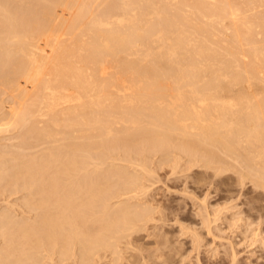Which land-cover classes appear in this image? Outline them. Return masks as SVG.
Masks as SVG:
<instances>
[{
	"label": "bare ground",
	"instance_id": "1",
	"mask_svg": "<svg viewBox=\"0 0 264 264\" xmlns=\"http://www.w3.org/2000/svg\"><path fill=\"white\" fill-rule=\"evenodd\" d=\"M89 1L0 0V84L10 99L5 104L1 95L0 131L21 128L25 148L12 142L16 152H1L8 144L0 146V193L26 190L21 211H35L0 212L1 263L40 264L46 251L53 264H122L124 258L135 264L134 232L154 228L153 219L159 224L143 202L148 184L137 170L155 153L173 158L174 147L196 165L233 156L264 190V8L256 11L264 0H101L96 7ZM59 4L73 13L70 21L54 23V13L65 11ZM158 250L147 254L153 260Z\"/></svg>",
	"mask_w": 264,
	"mask_h": 264
},
{
	"label": "rangeland",
	"instance_id": "2",
	"mask_svg": "<svg viewBox=\"0 0 264 264\" xmlns=\"http://www.w3.org/2000/svg\"><path fill=\"white\" fill-rule=\"evenodd\" d=\"M68 1V0H67ZM91 1V2H90ZM89 1V3H92V1L93 0H90ZM96 2H97V4L98 3H100L101 2V0H94L93 1V7H96L97 5H95L96 4ZM232 2H233V4H232ZM235 2H234V0L233 1H231V4L232 5H235L234 4ZM91 4V5H92ZM89 5V4H88ZM95 5V6H94ZM64 6V7H63ZM59 7H61V9H65V11L63 12ZM65 7H67L66 5H60L59 4V6H57V9H59V10H61L58 14H56V13H54L55 15H59L60 13H61V15H59L58 16V18H59V20H58V18H57V16L55 17V15H54V23H60V21L62 22V21H70L72 18H73V13L71 12V11H69V12H71V13H68V11L67 10H69V8L67 7V8H65ZM89 7L91 8V6L89 5ZM92 7V8H93ZM261 8H264V7H258V8H256V11H258V10H260ZM56 11V12H57ZM65 13V14H64ZM65 15H66V17H65ZM63 18H62V17ZM68 16V17H67ZM66 18H69L68 20L66 19ZM57 19V20H56ZM62 19V20H61ZM239 19H240V17H239ZM238 19V20H239ZM57 21V22H56ZM227 21V20H226ZM229 22H230V20H229ZM228 21L226 22V23H229ZM230 30V29H229ZM228 29H226V32H229V33H226V35H229L230 33H231V30L229 31ZM63 33V32H62ZM65 34L66 33H64V34H62L61 35V33L59 34V35H61V37L63 36V38H67V34H66V36H65ZM259 34V33H258ZM52 35V34H51ZM259 38H260V35L258 36ZM257 37V38H258ZM261 37H262V35H261ZM260 40V39H259ZM3 86L5 87V85H1L0 84V98H2V96L1 95H3V97H4V99L2 100V101H6V102H4L5 104L7 103L8 104V101L7 100H9L10 101V99L8 98V96H7V94L6 93H8L7 91L9 90L8 89V87L6 86L5 88L6 89H4L3 88ZM2 89H3V91H2ZM7 90V91H6ZM5 94V95H4ZM6 98V99H5ZM8 98V99H7ZM5 126H3V128H4ZM7 127V126H6ZM13 129H15V127H13V126H11ZM20 128V127H19ZM9 129H11L10 127H7L6 129H5V131L4 132H2L3 130H1L0 131V133L2 132V133H4V136L2 137L1 136V134H0V136L2 137L1 138V142H0V144H2V145H0V146H4L3 145V142H5L6 144H8V145H5V149H2L1 150V152H3V151H15L16 152V150H17V146H14V145H19L22 149H24L25 150V148H23L22 147V145H23V142H21L20 140H22V138L23 137H21V139H19L20 138V136H21V128H20V130H18V127H16V129L15 130H13L12 129V131H10ZM7 130H9V131H7ZM18 131H20V134L18 133ZM18 134V135H15V137H14V134ZM5 134H6V136H5ZM23 134V133H22ZM3 135V134H2ZM7 135H13V136H10V137H8ZM11 137H13V139H11ZM11 140H10V139ZM7 140V141H6ZM15 140H17V142L15 141ZM15 143L14 145L13 144H11V143ZM4 143V144H5ZM10 144L11 145H13L14 147H8V146H10ZM7 146V147H6ZM20 147H18V148H20ZM0 148H2V147H0ZM7 148V149H6ZM20 150L19 149V151H23V150ZM173 149V150H172ZM171 149V152H173V153H171L170 154V156H172L173 158H167V159H164V157L163 156H161L162 155V153H160V152H158V153H155V154H153V155H151V156H153V157H151L150 159H149V157L147 158L148 159V161L149 162H146V166L147 167H149V165H150V167H149V169H151L150 171H149V169L146 167V166H144L143 168L144 169H146V170H144L143 168H142V165L141 166H139L138 167V172L140 173H144L143 175H145V177H144V179L143 180H146L145 182H146V184H148V189H147V196H145L144 197V199H143V202H144V204H145V202H147V205L148 206H150V208L149 209H152L153 208V210H152V214H153V216H155V213L157 214L156 215V217H155V219L157 218L158 220H159V224H158V222H157V220L156 221H153L152 220V223L154 222V223H157L156 224V226H154V228L156 227L157 229H154V228H151V229H153V230H151L150 228L148 229L147 228V230H145V229H143L144 230V232H143V230H140L138 233H137V231H136V234H135V232H134V234L133 235H135V236H133V237H135L134 238V240H133V243L135 242L136 244H138V245H136L135 246V243L133 244V249H132V251L135 253L136 251V254L138 255V257H136V259L135 260H137V258H139L136 262L138 263V264H157L158 262H161V263H158V264H162L163 263V261L164 260H161V259H159V258H162V259H165V258H168V259H166L165 261H164V263L163 264H169V262H170V264H230V263H232L233 262V260H231V257H235V261H234V263H232V264H264V238H263V236H264V206H263V204H264V198H262V196L264 195V190H262L261 191V188H259V186L256 188V187H254V186H256V185H254V180H253V178L251 177V178H249L250 176H246V177H248V179L245 177V175H244V173L247 171L246 169H245V172H244V168L245 167H243L242 166V164H241V166H242V168H243V170H241L242 168H240L241 166L240 165H238V164H240V163H238V162H235L236 160H235V158H233V156H232V158L234 159H232L231 158V156H227V159H228V161H227V159L225 158V156H224V159H226V162H221V164H220V161H217V163H216V161H213V163L211 164V166H207V167H209L210 168V170H209V168H207L206 166H205V164H204V162L202 163V161H199V163H197V165L195 164L196 162H194V161H191V159H189L190 158V155L188 156V155H185V156H188V159H187V157H184V154H186V153H184V154H182L183 152H181V154H182V156H181V154L180 153H178V151L180 150V149H178L177 147L175 148H172ZM178 149V150H177ZM18 151V152H19ZM176 151V152H175ZM0 152V153H1ZM175 152V153H174ZM159 153H160V156H159ZM174 154H176V155H174ZM223 155V154H222ZM175 156V157H174ZM181 157H182V160H181ZM160 158H162V159H160ZM177 158H179V160H177L178 162H175V164H174V162L173 161H176V159ZM184 158V159H183ZM175 159V160H174ZM152 160V161H151ZM158 163H156L155 161ZM159 160V161H158ZM160 160H162V162H160ZM167 160V161H166ZM184 160V161H183ZM231 160V161H230ZM233 160V161H232ZM147 161V160H146ZM151 161V162H150ZM164 161H165V166H162V165H164ZM180 161H183L182 163H183V165H182V163L180 162ZM117 162H119V163H122V164H125L126 162L125 161H123V160H117ZM167 162H169V163H167ZM171 162H173V164L171 163ZM230 162H231V164H230ZM240 162V161H239ZM152 163V164H151ZM161 165H160V164ZM163 163V164H162ZM178 163H181V165H182V169H180V165L178 166L177 164ZM195 164V165H190V164ZM224 163H227L228 165H229V167H228V165L227 164H224ZM234 163H237L236 165L234 164ZM242 163V162H241ZM149 164V165H148ZM169 164H171V165H168ZM217 164V165H216ZM232 164H234V165H232ZM155 165V166H154ZM173 165V166H172ZM199 165H200V168H197V167H199ZM214 165V166H213ZM215 165H216V167H215ZM220 165V166H219ZM221 165H222V167H221ZM224 165H226V167L227 168H231L230 169V172H228L229 170L227 169V168H225V166ZM153 166V167H152ZM160 166H162V168L160 167ZM174 166H178V167H174ZM223 166H224V168L225 169H227V172H224V171H226L224 168H223ZM233 166H235V168H233ZM237 166H240V167H238V168H236ZM136 167V166H135ZM140 167H141V169H140ZM213 167V168H212ZM219 167H220V169H219ZM133 168H134V166H133ZM153 168V169H152ZM159 168V169H158ZM172 168V169H171ZM218 168V169H217ZM135 169H137V168H135ZM139 169H140V171H139ZM158 169V170H157ZM170 169H171V171H172V173L170 172ZM173 169H174V171L175 172H173ZM178 169V170H177ZM198 169H200L199 170V172H198ZM211 169H213V170H211ZM222 169V170H221ZM144 170V171H143ZM156 170V171H155ZM205 172H204V171ZM220 170V174L218 175V177L216 176V172L217 171H219ZM233 170H237V172L238 173H235V171H233ZM240 170V171H239ZM147 171H148V173H147ZM152 171H155V172H152ZM178 171V172H177ZM180 171V172H179ZM202 171V172H201ZM222 171H223V173H222ZM177 172V174H175ZM204 172V173H203ZM215 172V173H214ZM241 174H240V173ZM243 172V173H242ZM140 173V174H141ZM157 173V174H156ZM203 173V174H202ZM210 173V174H209ZM218 173V172H217ZM234 173V174H233ZM150 174V176H148L149 177V179H147L148 177L146 176V175H149ZM152 174H154L155 175V177H153V175ZM197 174V175H196ZM204 174H205V176H204ZM209 174V175H208ZM215 175L216 176V178H215V176H213V175ZM223 175V176H220V175ZM226 176H225V175ZM241 175V176H243L242 177V180H238L240 177L239 176H237V175ZM243 174V175H242ZM233 175H235V176H233ZM158 178H161V179H158ZM179 176V177H178ZM193 176V177H192ZM207 176H211L210 177V179H213V180H209V178H207L206 179V177ZM225 176V177H224ZM230 176V178H232V179H230V178H226V177H229ZM233 176V177H232ZM239 177V178H237V177ZM196 177H197V179H196ZM204 177V178H203ZM221 177V178H220ZM156 180H158V181H155V179ZM196 180H195V179ZM223 178V179H222ZM224 178H226V179H224ZM236 180H235V179ZM221 179V180H220ZM234 179V180H233ZM241 179V178H240ZM244 179L245 180H247V182L246 181H244ZM250 179H252V180H250ZM209 180V181H208ZM217 182H219V183H217ZM219 180V181H218ZM232 180V181H231ZM250 180V181H249ZM147 181H149L148 183H147ZM151 181H152V183H151ZM200 182V184L198 183V182ZM201 181H203V183H204V181H207V182H205V185H203V183L201 184ZM222 181V182H221ZM224 181H227V182H224ZM229 181H230V183H229ZM238 181H239V185H238ZM241 181V182H240ZM197 182V183H196ZM211 184H210V183ZM224 182V183H223ZM232 182H237L236 184L238 185L237 187H236V184L234 185V183H232ZM251 182V183H250ZM252 182H253V185H252ZM196 183V184H195ZM215 185H214V184ZM225 183H227V184H225ZM241 183V184H240ZM242 183H244V184H242ZM246 183H249V184H246ZM222 184H224V185H222ZM256 184V183H255ZM153 185H154V187H153ZM202 185V186H201ZM213 185H214V187H213ZM217 185H219V186H217ZM235 187H234V186ZM240 185H242V186H240ZM152 186V187H151ZM157 186V187H156ZM216 186V187H215ZM232 186V187H231ZM251 186V187H250ZM253 186V187H252ZM159 187H161V188H159ZM223 187H224V189H223ZM230 187V188H229ZM233 187H234V189H233ZM154 188V189H153ZM159 188V189H158ZM216 189V190H213V189ZM240 188H242L241 190H240ZM246 188H248V190L249 191H247V189ZM157 189V190H156ZM161 189V190H160ZM217 189H219V190H217ZM221 189H223V190H221ZM233 189V190H232ZM235 189H236V191H235ZM238 189V190H237ZM153 190V191H152ZM159 190V191H158ZM221 190V192H223L222 194H220L221 192H219ZM228 190V191H227ZM3 192L2 193H0V212H4V211H2V210H7V208H9L10 209V211H12L13 213H16V214H18V216L20 215L19 213L20 212H23L24 210H25V212H23V213H25V215L26 216H31V215H33L34 213H35V211H27V212H29V214H31V215H28V214H26L27 212H26V206H25V209L24 210H22L21 211V209H23L24 208V206H21L20 205V203H24L23 205H25V202L23 201V199H24V197L25 196H23L22 194H25L26 195V193H27V191L26 190H22V191H19V192H17V193H15L16 191H12L13 193H15V194H11V192L8 190V191H5V190H2ZM149 191V192H148ZM218 191V192H217ZM238 191H240V192H238ZM246 191V192H245ZM1 192V191H0ZM6 192V193H5ZM8 192V193H7ZM21 192V193H20ZM158 192V193H157ZM217 192V193H216ZM228 192V193H227ZM231 193V195H229ZM240 193H241V195H240ZM246 193V194H245ZM249 193V194H248ZM250 193H251V196H250ZM261 193H263V195H261ZM8 194V195H7ZM19 194V195H18ZM152 194V195H151ZM164 194V195H163ZM244 194L245 195H247L246 197H243L244 196ZM256 194V195H255ZM4 195V196H3ZM6 195V196H5ZM18 195V196H17ZM155 195V196H154ZM156 195H158V196H156ZM223 195V196H222ZM233 195V196H232ZM236 195V196H235ZM237 195H239L238 197H237ZM261 195V198L259 197ZM2 196V197H1ZM11 196V197H10ZM22 196H23V198H22ZM150 198H149V197ZM154 196V198H152ZM162 196V197H161ZM230 196H232V198L230 197ZM10 197V198H9ZM18 199H16V198ZM162 199H161V198ZM164 197H167L166 199L164 198ZM236 197V198H235ZM251 197H253V198H251ZM4 198V199H3ZM145 198H146V200H145ZM159 198V199H158ZM223 198V199H222ZM230 198V199H229ZM245 198V199H244ZM249 198H251V200L249 199ZM8 199V200H7ZM22 199V200H21ZM168 199V200H167ZM228 199V200H227ZM232 199V200H231ZM246 199H248V200H246ZM254 199V200H253ZM258 199V200H257ZM3 200H5V201H3ZM15 200V201H14ZM25 200V199H24ZM155 200V201H154ZM170 200V201H169ZM221 200V201H220ZM242 200V201H241ZM250 200V201H249ZM263 200V201H262ZM10 201V202H9ZM14 201V202H13ZM21 201V202H20ZM153 201V202H152ZM157 201V202H156ZM161 203H164V206H163V204H160V202ZM163 201V202H162ZM166 201V202H165ZM228 201V202H227ZM244 201H246V202H244ZM253 201H255V202H253ZM260 201H262V202H260V203H262L261 204V206H260V204H259V202ZM19 203L18 205H20L21 206V208H18V210L16 209L17 207L16 206H18V205H15L16 203ZM171 202V203H170ZM222 202V203H221ZM231 202V203H230ZM256 202H257V204H256ZM6 203V204H5ZM13 203H15L14 204V206H13ZM155 203H156V205L158 206L159 205V208L155 205ZM174 203H175V205H174ZM179 205H178V204ZM221 203V204H220ZM249 203H250V205H251V207L249 208ZM255 203V204H254ZM2 204V205H1ZM8 204V205H7ZM11 204V205H10ZM150 204V205H149ZM246 204V205H245ZM259 204V205H258ZM7 207H6V206ZM153 205V206H152ZM204 205L206 206V208L204 207ZM223 205H226L227 206V209H229L228 211H227V209H226V206H223ZM232 207H231V206ZM255 205H256V207H255ZM10 206V207H9ZM154 206H156L157 207V209H160V207L162 206V210H160V211H164V212H158V210L154 207ZM181 206V207H180ZM255 208H254V207ZM3 207V208H2ZM13 207V208H12ZM152 207V208H151ZM164 207H165V210H163L164 209ZM169 207V208H168ZM183 207V208H182ZM242 207V208H241ZM257 207H259L258 209H256ZM17 210L16 212L14 211L15 209ZM239 208V209H238ZM247 208V209H246ZM249 208V209H248ZM253 209V212L251 211L252 209ZM173 209V210H172ZM176 209V211H174ZM206 209V210H205ZM226 209V210H225ZM251 209V210H250ZM260 209V210H259ZM169 210H171V211H169ZM220 210V211H219ZM223 210V211H222ZM257 210V211H256ZM260 213H259V212ZM19 212V213H18ZM34 212V213H33ZM167 212H169V213H167ZM205 212H207L206 213V215H205ZM239 212H241V213H239ZM221 213H222V215H221ZM236 213V214H235ZM238 213V214H237ZM256 213V214H255ZM22 214V213H21ZM158 214H159V216L160 215H162L160 218H159V216H158ZM168 214V215H167ZM169 214H171V215H169ZM220 214V215H219ZM230 214V215H229ZM235 214V215H234ZM246 214V215H245ZM208 215V217H206ZM218 215L220 216V217H218ZM232 215V216H231ZM238 215H240V217L238 216ZM243 215V216H242ZM252 215V216H251ZM256 215V216H255ZM257 215H259L260 216V221H259V216H257ZM17 216V217H18ZM24 216V215H23ZM222 216V217H221ZM241 216H242V218H241ZM206 217V218H205ZM234 218L233 220L231 219V218ZM239 218L240 220H237L236 218ZM258 217V218H257ZM210 218V219H209ZM251 218V219H250ZM30 219V218H29ZM162 219V220H161ZM163 219H165L164 221H163ZM230 219V220H229ZM245 219V220H244ZM249 221H248V220ZM254 219V220H253ZM205 220H208V221H205ZM211 220V221H210ZM236 220V221H235ZM227 221H229V222H227ZM254 221V222H253ZM262 221V222H261ZM164 222V223H163ZM209 222H211V224L209 225L208 223ZM239 222V223H238ZM242 222V223H241ZM247 222H249V223H247ZM252 222V223H251ZM206 223L208 224V225H206ZM227 223H229V224H227ZM233 223V224H232ZM236 223V224H235ZM254 223H255V225H254ZM258 223H259V225H258ZM161 224V225H160ZM230 224H232V225H230ZM235 224V225H234ZM239 225V227H238V225ZM248 224V225H247ZM251 224H253L252 226H251ZM160 225V226H159ZM164 225H166V226H164ZM227 225H228V227H227ZM244 225H246V229H245V231H244V228H245V226ZM158 226H159V228H158ZM164 226V227H163ZM209 226V229L207 228ZM231 226H233L231 229H230V227ZM236 226V227H235ZM242 226V227H241ZM247 226H248V228L250 229V230H248V228H247ZM260 226V227H259ZM161 227V228H160ZM162 227H163V230H162ZM168 227V228H167ZM258 227H259V229H258ZM166 228V229H165ZM219 228V229H218ZM223 228V229H222ZM225 228V229H224ZM237 230H236V229ZM211 229V230H210ZM220 229H222V231H218V230H220ZM257 229V230H256ZM149 230V231H148ZM157 230H159L158 232H157ZM164 230H165V232H164ZM170 230V231H169ZM243 230V231H242ZM142 231V232H141ZM147 231V232H146ZM150 231H152L151 233L152 234H150ZM160 231H162V232H160ZM168 231H169V233L171 232V234H169L168 233ZM251 233H250V232ZM252 231H253V233H252ZM257 231H259V232H257ZM261 231V232H260ZM157 233V234H155V235H159V236H155L153 233ZM222 232V233H224V234H222L221 233V235H220V233ZM245 232H247V233H245ZM256 232V233H255ZM2 233V232H1ZM0 233V243H1V245H0V252L1 251H3V249L1 248V247H3V246H5L4 244H5V242H6V240H5V238L3 239V234H1ZM161 233H163V234H161ZM168 233V234H167ZM175 235H174V234ZM217 233V234H216ZM139 234V235H138ZM167 234V236H165ZM216 234V235H215ZM246 234H248L247 236H245ZM256 236H255V235ZM263 234V235H262ZM170 235V236H169ZM199 235V236H198ZM261 237H260V236ZM163 236V237H162ZM166 238H165V237ZM170 238H169V237ZM171 236H173V237H171ZM176 236V237H175ZM224 236H226V237H224ZM251 236H253V237H251ZM259 236V238H256V237H258ZM200 237V238H199ZM219 237V238H218ZM222 239H221V238ZM226 238V239H224V238ZM158 238V239H157ZM171 239V241L169 240V239ZM173 238V239H172ZM179 239V240H176V239ZM199 238V239H198ZM250 238H251V240H250ZM252 238H254V241H252L253 239ZM1 239H3V240H1ZM155 239H157V240H155ZM165 240V242H167L168 243V245H170V244H172V245H170V246H168L167 244L165 245V249H167V250H165L163 247H164V244H165V242H164V240ZM201 239V240H200ZM217 239H219V240H217ZM257 239H259V240H257ZM260 239H263V240H260ZM161 240H163L162 241V243H159ZM175 240H176V242H175ZM197 240H200V242L198 241L197 242ZM220 240H222V241H220ZM225 240H227V241H225ZM245 240H246V242H245ZM250 240V241H249ZM256 240V241H255ZM155 241V242H154ZM175 243H174V242ZM230 241V242H229ZM153 242V243H152ZM163 242H164V244H163ZM170 242V243H169ZM231 242H233L232 243V245H229ZM244 242V243H243ZM253 243V244H250V243ZM179 243V244H178ZM199 243V244H198ZM226 243H228V245L226 244ZM142 244H143V246H142ZM159 244V245H158ZM161 244V245H160ZM178 245L177 247H178V249L176 248V246H174V245ZM219 244H221V245H219ZM250 244V245H249ZM163 245V246H162ZM180 245H182V247H180ZM196 245H199V247H201V248H199L198 246H196ZM201 245V246H200ZM224 245V247L225 248H222V246ZM245 245H247V247L245 246ZM253 245V246H252ZM135 246V247H134ZM139 246V247H138ZM144 246H145V248H144ZM158 246V247H157ZM162 246V247H161ZM231 246H232V249H231ZM258 246V247H257ZM260 246V247H259ZM150 247V248H149ZM156 247H157V249H156ZM160 247V248H159ZM170 247H173V248H170ZM227 247V248H226ZM237 247V248H236ZM249 247V248H248ZM256 247V248H255ZM135 248H140V251L139 250H137V249H135ZM143 248H144V250H143ZM148 248H149V250H148ZM155 248V249H154ZM158 248L160 249V250H158ZM169 248V249H168ZM180 248H182V250L180 251ZM233 248H234V250H233ZM253 248V249H252ZM259 248V249H258ZM2 249V250H1ZM172 249H174L173 251H172ZM176 249V250H175ZM184 249V250H183ZM224 249H228V250H225L226 251V253H224V252H222V251H224ZM249 249V250H248ZM136 250V251H135ZM143 250V251H142ZM149 251V252H147V251ZM156 252V250H158V252H157V254L159 253V255H158V257L156 258V260H155V258L152 260V256H150V254L148 255L147 253H150V251L151 252ZM168 253V254H166V252ZM171 250V251H170ZM252 250V251H251ZM45 251V250H44ZM139 251V252H138ZM162 251V252H161ZM176 251H178L177 253H176ZM235 253L234 254V256H232V254H233V252ZM236 251H238V252H236ZM250 251V252H249ZM43 252V251H42ZM144 252H145V255H144ZM44 254H46V255H43V256H45V258L43 257H41L43 260H42V262L40 263V264H53L52 262L50 263V260L49 259H51V258H48V256H47V252L45 251V252H43ZM42 253V254H43ZM141 253H143V254H141ZM173 253V254H172ZM174 253H175V255H174ZM179 253V254H178ZM252 253V254H251ZM255 253H257V255L255 254ZM1 254V253H0ZM162 254L163 255H165V257L164 256H162ZM176 254L177 255H179L180 256V259H179V256H177L176 257ZM181 254V255H180ZM226 254V255H225ZM49 255V254H48ZM144 256V257H142V256ZM146 255H148V256H146ZM170 255L172 256V257H170ZM228 255V256H227ZM236 255V256H235ZM254 255V256H253ZM50 256V255H49ZM141 256V257H140ZM161 256V257H160ZM169 256V257H168ZM183 256V258H181ZM246 256V257H245ZM257 258H256V257ZM261 257V258H259V257ZM55 257H57V254H55V256H54V259H55ZM78 257V256H77ZM226 257V258H225ZM250 257V258H249ZM263 257V258H262ZM40 258V259H41ZM171 258V259H170ZM247 258V259H246ZM47 259V260H46ZM52 260V259H51ZM106 260H110V257L109 258H107ZM143 260V261H142ZM155 260V261H154ZM158 260H160V261H158ZM168 260V262L166 263V261ZM180 260V261H179ZM221 260V261H220ZM246 260V261H245ZM47 261V262H46ZM53 261V260H52ZM141 261V262H140ZM173 261H174V263H173ZM176 261H178V262H176ZM254 261V262H253ZM45 262V263H44ZM49 262V263H48ZM109 262V261H108ZM108 262H106V263H108ZM122 262V261H121ZM127 263L128 261H126L125 260V258L123 259V263L122 264H124V263ZM136 262H135V264H136ZM140 262V263H139ZM225 262V263H224ZM250 262H252V263H250ZM2 263H4L5 264V262L4 261H2ZM1 263V261H0V264H2ZM28 263V262H27ZM26 263V264H27ZM31 263V262H30ZM30 263H28V264H30ZM105 263V262H104ZM105 263V264H106ZM111 263V262H110ZM109 263V264H110ZM32 264H34V263H32ZM55 264H57V263H55Z\"/></svg>",
	"mask_w": 264,
	"mask_h": 264
}]
</instances>
